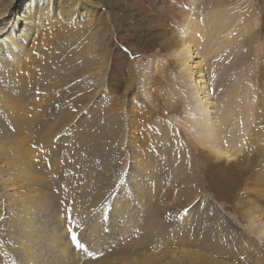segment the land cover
<instances>
[{
    "label": "rangeland",
    "instance_id": "obj_1",
    "mask_svg": "<svg viewBox=\"0 0 264 264\" xmlns=\"http://www.w3.org/2000/svg\"><path fill=\"white\" fill-rule=\"evenodd\" d=\"M7 2L0 0V8ZM79 12L74 32L60 21L68 34L50 43L45 40L62 55L70 50L66 62L78 70L76 79L69 72L72 68L63 70L57 61L55 79L50 81L54 79L55 86L78 83L74 91L65 86L46 88L47 79L41 76L35 89L26 93L24 104L31 109L23 113V106L19 115L29 128L20 131L11 121L16 95L2 92L0 99V133L8 128L25 140L33 153L32 162L46 173L36 189L49 193L55 209L50 206L48 214L36 215L42 219L51 213L40 230L49 235L46 228L55 220V228L65 236L62 252L67 251V244L73 249L66 256L61 250L56 254L45 248L47 264H92L108 255L114 258L103 264H172L171 258L160 254L152 255L157 258L154 262L138 254L172 247L188 250L196 239L201 243L198 248L203 246L201 250L223 260L217 236L245 249H264V241L249 227L241 207V196L246 193L264 201V0H80ZM192 18L200 25L195 35L197 51L213 111L224 104L235 111L221 131L224 150L235 158L230 162L215 158L194 133L193 82L181 67L182 55H177L189 37L187 24ZM220 20L226 28L219 34ZM95 24L101 48L93 66ZM30 49L32 54L39 52ZM10 80L2 84L14 87ZM67 98L74 103L77 119L56 129L48 142H41L45 134L41 124L49 114L46 106L62 104ZM130 98L140 105L138 127L135 119L128 122ZM111 105L117 115L113 123L109 122ZM107 123L122 132L123 154L110 152ZM134 148L140 149L136 160L145 163L133 165ZM19 185L22 193L31 190L25 184L22 187V182ZM5 199L0 194V264H24L16 252L18 242L6 233L10 220H5L14 211L10 205L6 209ZM111 219L115 223L110 224ZM206 234L214 235L213 245L205 242ZM180 243L185 244L183 248ZM129 245L135 250L124 254H130L127 258L115 254Z\"/></svg>",
    "mask_w": 264,
    "mask_h": 264
},
{
    "label": "bare ground",
    "instance_id": "obj_2",
    "mask_svg": "<svg viewBox=\"0 0 264 264\" xmlns=\"http://www.w3.org/2000/svg\"><path fill=\"white\" fill-rule=\"evenodd\" d=\"M15 1L16 0H10V2H7L4 7L0 8V99L2 98V92L7 95L9 94V92H12L16 95V97H14L16 100L14 99L15 102L13 103V110L11 113L13 114V118L11 119V121L15 123L16 131H20L23 128L26 130L29 128L24 121L25 118H22L23 115L22 117L20 116V113L23 110V106L26 108L24 104V100H26V98L28 97L26 96V93H31L35 89L41 76L47 79V82H45L46 88L53 87L54 89H62L65 86V88L71 87L70 89L72 92L74 91L73 88L78 84L76 83L74 85H71V83L69 84V82H67V84L60 82L56 86L54 85V83L52 82L55 79V77H53L55 75L53 64L59 61L61 64V69L66 67L68 70L73 67V64H70L69 66V63L66 62V59H68V57L70 56V50L68 48L66 55H62L58 47H56L55 45L51 46V44L45 43V40H48L50 43L55 38H58L59 36L60 38H62L68 34L67 29L60 26V21L67 25L70 32H74L76 30L75 19H78V15L80 13V0ZM93 13H95V10L93 11ZM94 17L95 14H93V20ZM198 25L199 22L197 20H193V18L188 21L187 31L189 37L180 44V48L178 50L179 52H177L178 56L182 55L181 67L183 68L185 76L193 82V87L191 88V90L194 92V106H192L193 124L195 127L194 133L196 134V138L211 150V153L215 155V158L219 160H227V162H230L232 161L231 159H233L232 157L234 155L231 156L229 151L224 150L226 146L222 145L221 136L223 137L225 135H221V131L225 128V125H229L230 121L234 117L233 112L235 111L231 108L230 105L227 104L220 106V108L216 106L219 110L216 111V113L213 111L214 102L212 100L211 94L209 93V91H207V81L204 80L205 68L202 64V61L200 60V57L198 56L200 53L197 51L198 45L195 35L198 33V27L200 28V25ZM219 26L220 27H217L216 30L220 34L225 30L226 27L221 20ZM97 27V24H95L93 29L94 37L92 40L91 48L93 52V60H91V64L93 66L96 65V61L98 60L97 58H99L100 56L98 51L101 48V39L98 35L99 30ZM46 37H48L49 39H45ZM30 47L37 48L41 54L37 50L36 51L38 52V54H32ZM103 64H105V60H103ZM77 71L78 70L74 68L70 69L69 71L73 75V80H75L77 77V75H74V73ZM83 71H85V69H83ZM26 73H28L29 75ZM102 76L104 81L105 77L103 74ZM9 78L11 79L10 82H14V87H12L11 85L8 87L4 86ZM52 78L54 79L50 81ZM2 80L4 81V84H2ZM99 80L100 79L96 78V83H98ZM16 91L18 93H16ZM70 99H63L62 104L60 101H57L60 104L56 106H54L53 104V107L51 105L46 106L45 110H48L49 114L47 116V119L41 124V127L43 129L41 131L45 133L41 136V142H48L49 135L52 136L53 134H55L56 129L61 128L63 125L70 121L74 122L77 119L76 108L74 106V103ZM130 101L131 103H128V107H126V111L128 112V122H132L133 120L131 118H133L135 119L134 123L138 127L137 123H139V118H141V114H139L141 113L140 105H137V102L133 98H130ZM109 107H112V105ZM30 109L31 108H26V111H24L23 113H28ZM110 111L112 114L111 117L113 119L108 120L109 122L113 123L114 117H117L116 110L112 107ZM129 113H131V115ZM134 113L136 114V116L134 115ZM31 114L33 115V117H35L34 115L36 113H34V110H32ZM39 118L40 115H38L35 119L39 120ZM31 120L34 121V118H31L30 121ZM108 120L106 119L105 121L108 122ZM10 130L8 128H3L2 133H0V194L6 198V209L8 210L7 205H10L12 210L14 211V214L10 215L11 218L5 220H10L9 224L7 225L8 229L6 230L8 231H6V233L7 235L10 234V238L12 239V241L18 242L15 244L19 249L16 250V252L20 256V258H22L24 264H47V259L45 258V254L43 253V251L46 250L45 248L50 247L52 249V252L57 254L58 250L62 249L61 246L65 240V236L63 234L64 232L62 231V233L61 231H57L54 225V220V222H51L50 225H48V227L46 228L48 233L50 232L49 235L44 236L42 234L43 232L42 230H40L41 222L47 220V217L50 216L51 213L46 217L45 215L42 216V219H38L37 214L43 212H46V214H48V210L51 206L50 204H52L54 201L53 199H51L49 193H41L36 189L39 185L38 183L42 182V175H45L46 173L44 172L41 165H34V162H32L31 156L33 155V153L31 155L30 150H28L29 148L26 147L24 143L25 140L23 141L21 138H19V136L15 135ZM105 130H107V132H110L105 137L108 142L110 152L113 154H123L125 151V146L123 140L124 136H122V132L119 131V129L113 124L109 125L108 123L106 124ZM134 149L135 151L132 154L135 158H132L134 160L133 165L142 164L141 162H144V159L140 158L139 161L136 160L139 156L140 149ZM2 163H4V166L2 165ZM19 182H22V187H24V184L29 188L31 187V190H29L28 192L23 191L24 193L20 192L21 185H19ZM256 196L252 193L243 194L241 196V205L243 206L241 207H243V213L244 216L247 217L246 219L248 220L249 227L253 229L260 240L264 241V201L262 199L260 200L259 197ZM52 208L55 209L53 205L51 206V210ZM50 219L48 218L49 222L52 221ZM38 221L40 224L38 223ZM115 221L116 219H111L110 224L115 223ZM232 232H234V230ZM220 234L222 233L220 232ZM227 235L229 234L227 233ZM205 238V242H211L212 245L216 240L214 238V235L211 237V235L209 236V234ZM217 238L219 239H217V244H219L220 241V255L222 256L223 260L214 258L213 255L211 256L207 252H204V249L201 250L203 246L198 248L197 246H200L201 243L197 239L192 240L188 244V250H175L172 247L171 249L162 252L147 254L141 253L138 255L141 257H145L148 255L150 261L154 262L157 258L156 256H153V259L152 255L160 254L159 257L164 256L166 258H171L170 263L172 264H251V262L255 264V262L257 261H261L263 262L262 264H264V249H262L261 247H258L256 248V250H254L249 246V249L247 247L245 249L242 246L240 247V245H235L236 243L234 244V241H232L231 239L223 237L220 238V236H217ZM67 245V251L73 250L72 248H70L71 246L69 244ZM184 245V243H180L181 248H183ZM132 247L133 245H129L126 249L122 250L121 252H116L115 254H118L122 259L127 258L128 256H130V254H124L133 252L135 249H132ZM222 248L224 250H222ZM62 251L63 250H61V252ZM67 251H64V253H62L64 255L68 254L66 256H70L71 253L69 254V252ZM61 256L59 255V257ZM111 257L114 258L113 255H108L107 257L101 259L99 262H95L92 264H103V261H109L112 259Z\"/></svg>",
    "mask_w": 264,
    "mask_h": 264
},
{
    "label": "snow or ice",
    "instance_id": "obj_3",
    "mask_svg": "<svg viewBox=\"0 0 264 264\" xmlns=\"http://www.w3.org/2000/svg\"><path fill=\"white\" fill-rule=\"evenodd\" d=\"M77 241L79 242V238L77 237Z\"/></svg>",
    "mask_w": 264,
    "mask_h": 264
}]
</instances>
